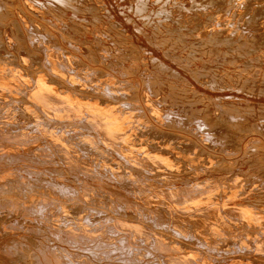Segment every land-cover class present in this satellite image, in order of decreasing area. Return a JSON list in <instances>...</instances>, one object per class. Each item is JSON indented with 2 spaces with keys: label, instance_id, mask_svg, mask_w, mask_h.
Instances as JSON below:
<instances>
[{
  "label": "bare ground",
  "instance_id": "bare-ground-1",
  "mask_svg": "<svg viewBox=\"0 0 264 264\" xmlns=\"http://www.w3.org/2000/svg\"><path fill=\"white\" fill-rule=\"evenodd\" d=\"M102 1L0 0V112L5 116L4 119L0 116V197L13 204L12 208L7 204L10 208L4 210L2 198L0 210L20 212L12 221L2 218V222L0 218V264H17L21 260V264H79L82 258L76 262L77 250L104 260L110 256L120 264H214V261L209 263L211 256L217 262L238 257L244 260L243 263L238 260L240 264H264V109H260L262 114H258L257 122L250 124L247 116L244 117L249 114L246 110L251 109L248 103L241 116L237 104L219 102L214 108L220 112L213 118L217 113L210 116V112L205 115L206 112L191 110L193 101H207L193 89L190 93L196 99L191 101V96L188 102L184 101L189 104V108L185 106L191 116L174 115L178 117L172 119L167 115L168 119L161 121L158 116H166V111L160 113V109L157 115L158 102H151L147 95L159 94L162 103H170L173 97L170 94L175 91L189 93L185 78L167 64L181 65L183 60L163 48L170 40L150 44L161 50L162 57L149 53L144 60L141 47L123 28L131 19L126 15L124 23H118L106 16L107 21H102L101 10L108 11ZM135 1L132 11L147 17L159 13V19L148 24L147 31L141 29L142 25H133L146 41L153 42L152 30H156L158 23L182 39L198 32L202 41L190 46L216 54L219 43L224 45L228 56L234 58L230 63L242 65L238 73L234 71L235 84L247 88V84L255 83L259 91H264V76L259 69L264 64V0ZM147 3H156L158 9L147 12ZM222 5H227L226 9ZM67 11L72 13V18L65 19ZM30 12L39 17L41 13L50 14L48 22L54 33L46 29L47 24L33 20ZM239 15L238 22L248 27L243 40L233 37L238 34L236 31L226 34L223 29L237 21ZM224 17H228L227 24L221 22ZM168 20L178 28L171 30ZM207 20L211 21L209 25L204 24ZM214 24L224 27L211 30ZM102 37H109L116 44L112 57L102 46ZM64 41L74 51L77 48L76 54L80 53L81 57L72 55L74 51L66 49ZM53 45L61 49H51ZM146 64L153 66V70H148ZM247 69L248 76L242 78ZM252 71L255 73L251 74ZM192 72L194 80L199 78L198 73L200 80L207 73L197 69ZM161 74L182 83V87L177 88L169 80L162 81ZM224 75L221 73L220 78L227 74ZM164 83L169 92L162 91ZM215 84L216 80L212 86ZM250 87L252 90L253 86ZM139 94L143 105L136 100ZM193 115L196 121L193 119L195 124L191 127ZM32 120L33 129L27 130L25 126ZM199 128L206 132L198 133ZM56 129H61V133H56ZM253 133H261L262 137H250V152L238 159L242 137ZM79 149L87 153L82 154ZM60 161L66 166L60 167ZM109 162L136 178L124 177L130 182L129 187L135 186L137 200H132V196L126 198L124 192L125 196L116 189L119 186L114 189L111 185L119 177L112 175L113 169L110 173V165L109 173H105L104 164ZM96 164L100 169L95 173ZM201 174L204 178H200ZM63 175L72 176L76 182L67 183L70 179ZM215 183H219L218 187ZM104 191L111 196H108L111 202H122L131 213L124 208V216H112L116 212L110 213L117 205L107 204L108 199L101 200L103 194L97 193ZM107 209V217H98L100 221L94 217V211L102 213ZM21 213L28 216L20 217ZM34 216L45 223H39ZM14 220L22 224L23 233L27 234L17 233L16 229L7 234V225L12 226ZM41 227L57 228L53 234H50L53 228L49 230L48 236L69 250L55 248L54 242L46 246L43 240L34 239ZM142 241L145 245L139 246ZM30 247L33 250L28 256Z\"/></svg>",
  "mask_w": 264,
  "mask_h": 264
},
{
  "label": "rangeland",
  "instance_id": "rangeland-1",
  "mask_svg": "<svg viewBox=\"0 0 264 264\" xmlns=\"http://www.w3.org/2000/svg\"><path fill=\"white\" fill-rule=\"evenodd\" d=\"M20 1V0H19ZM39 1H43V0H39ZM88 1H90V2H93V1H95V0H88ZM103 3H104V5H105V8L106 9H108V11L110 12V15H108V13L106 12H103L102 10H101V12H100V15H101V17H102V21H107V19L108 18H110L111 20H113L114 22H118V23H124L122 20H124V18L126 17V15L131 19L130 20V22H132V23H128V24H125V26H126V28H125V26H123V28L125 29V31H126V33L127 34H130V39H133L136 43H137V45L139 46V47H141V56L143 57V59H144V57H147L148 55H150L149 53H153V56H155V57H157V58H160V57H162V52H161V50H159L158 48H155L154 46H151L150 44H157V43H159V42H163V41H165V40H170V44L169 43H167V47H163L164 49H168L169 51H171L173 54H175L176 56L177 55H179V56H181V59L183 60V62L181 63V65H179V63H177V62H171L170 64L169 63H167L172 69H174V70H177L181 75H182V77L183 78H185V80L187 81L186 83H187V86H189L188 88H189V93H184V92H182V91H175V93L174 94H176V92L178 93V94H176L175 96L176 97H178V98H174V94L172 93V94H170L171 96H173V97H170L171 99V104L170 103H162L161 102V99H160V97L161 96H159V94L158 95H155V94H151V92H150V94L148 93V95H147V98L149 99V100H151V102H155V103H157L158 102V104H157V106L158 107H156L155 106V108H156V111H160V109H161V111H160V113H164L165 111V115L166 116H163V117H165V118H163L162 117V114H160L159 113V111L157 112L158 114L157 115H159L158 116V119H160L159 117H161V121H165V119H168V118H172V119H177V117L176 116H174V115H182V116H184V117H186V115H187V117H188V115H190L191 116V111H190V109H188L189 107L191 108V110L193 109H195L194 111H199V113H205V115L207 114V112H210V116H211V114L213 113V114H215V113H217V114H215L214 116H213V114H212V116H213V118H215V116L216 115H218V112H220L218 109H216V108H214L215 106H216V103H217V105H218V103L219 104H222V105H229V103L230 104H232V105H238V106H240L241 108H240V110H242L241 112H243V113H241L240 112V114H241V116L242 115H244V113H245V107H247V104L246 103H248V105H250L251 106V109H250V107H249V109H250V111L252 110V111H254V112H252V113H255V114H252V113H250V111H249V109H248V111L246 110V112L247 113H249V114H246L244 117H246L247 118V120L249 121V122H247V123H250V124H254L253 122H257V119H258V116L259 115H261L262 113H260V112H262L263 110L262 109H264V91H259V89H258V84H255V83H252L250 86H253V89L251 90V87L249 86V84H247L246 85V87L247 88H244V87H242V85H240V84H238V82L235 84V79H236V74L238 73V71L239 70H241L242 69V65H238V64H231L230 63V60L232 59H234L232 56H228L229 54L226 52V47L224 46V45H222V44H220L219 43V45L217 46V53H218V55H217V53L216 54H213V53H208V52H205V50L204 49H199V48H194L193 46H190L191 44H196L197 42H200V41H202V39H201V37H199L198 36V32H196V33H193L192 35H189V36H186V39H182V36L181 35H175V34H172V33H170L169 32V29L168 28H164V27H162V25H160V23H158V26L157 27H155L154 25V27L156 28V30H152V33L154 34V37L155 38H152L151 40H153V42H150V41H146V39L144 38V36H142L140 33H138L137 31H135L133 28H134V24H138L139 25V27L141 26V29L142 30H144V31H147V27H148V24H149V26L152 24V23H154V21H157L156 19H159V13H157V14H150V16H143L142 14H138L136 11H132L131 10V8H134L133 6H136L135 5V3H136V1L135 0H103L102 1ZM146 6H148V8H147V12H149V11H151V10H153V9H158L157 8V4L156 3H147L146 4ZM225 6V7H224ZM95 7H96V9H98V6L97 5H95ZM226 7H227V5H222V9H226ZM31 13V12H30ZM226 13V12H225ZM28 14V13H27ZM33 14L34 13H31L30 14V17L33 19V20H35V21H40L41 23H43V24H47L46 25V29L48 30V31H51V33L53 34L54 32L50 29V26L49 25H51V23H49L48 22V20L50 19V17H52L50 14L49 15H47V14H43V13H39L41 16V18L38 16V14L36 15V14H34V17H33ZM104 16H103V15ZM32 15V16H31ZM44 15H47V16H44ZM72 16V13L70 12V11H67V13H66V17H65V19L66 18H72L71 16ZM112 15V16H111ZM145 15V14H144ZM106 16H107V19H106ZM139 16H140V18H139ZM142 16V17H141ZM40 18V19H37V18ZM240 17H241V15H239V17H237L236 16V20L237 21H233L234 23H231L230 25H229V27L228 28H223L224 26H220V25H213L210 29L211 30H221L222 28L223 29H225V33L226 34H228V33H231L232 32V30H234V31H236L238 34L236 35V36H233V37H235V38H239V40H243V39H245V36H247L246 35V33H247V28H246V24H240V22H238L239 20H238V18L240 19ZM79 18H81V15H79ZM142 18V19H141ZM41 19H42V21H41ZM43 19H45V21H46V23H45V21H43ZM144 19V21H142ZM149 19H151V21L149 20ZM228 17H224V18H222V20H221V22L223 23V22H225L226 21V24H227V22H228ZM232 19V18H231ZM67 20H69V19H67ZM146 20V21H145ZM145 22V23H144ZM147 22H149V23H147ZM167 23L168 24H170V28H171V30L173 29V28H178V26L177 25H175L174 24V22L173 21H170V20H168L167 21ZM211 23V21H209V20H207L204 24L205 25H209ZM145 24V25H144ZM132 25V26H131ZM134 25V26H133ZM91 26H92V24H91ZM217 26V27H216ZM202 28V27H201ZM198 30V29H197ZM133 31V32H132ZM102 32V31H101ZM137 32V33H136ZM102 33H104V30H103V32ZM106 33H108V34H111V33H109V32H106ZM140 34V35H139ZM103 38V37H102ZM232 38V37H231ZM145 39V40H144ZM103 43H102V46L105 48V50L109 53L110 52V55H111V57H112V54L115 52V50L113 51V48L115 49L116 47L114 46V45H116V44H113L114 43V41H111L110 40V38L109 37H107V39L106 38H103ZM106 43V44H105ZM64 46L66 47V49H68V50H70V51H74V48H70L69 47V43H68V41H64ZM216 44V43H215ZM62 45H63V42H62ZM105 45V46H104ZM169 45V46H168ZM54 46V45H53ZM52 46V47H53ZM113 46V47H112ZM49 48L51 47V46H48ZM51 47V49H56V47L58 48V49H61V48H59V46H54L53 48ZM64 47V48H65ZM80 47V46H79ZM155 49H154V48ZM81 49H83L82 47H80ZM109 48V49H108ZM148 48V49H147ZM153 48V49H152ZM79 49V48H78ZM147 49V50H146ZM75 50L76 51H74V52H71L72 53V55H74V56H76V57H81V55H80V53L79 54H76V52L78 53L79 51L77 50V48H75ZM143 51H144V53H143ZM45 52V51H44ZM215 53V52H214ZM221 53V55H219ZM223 53V54H222ZM224 53H226V54H224ZM144 54V55H143ZM25 55V54H24ZM213 55H214V57H213ZM26 56V55H25ZM216 56V57H215ZM225 56H226V59L228 58V60L229 61H227L226 59H225ZM232 57V58H231ZM31 58V57H30ZM224 58V59H223ZM111 59V58H110ZM215 59V60H214ZM145 60V59H144ZM126 63L125 64H128V62H127V60H124ZM207 62V63H205V65H204V63L203 62ZM211 62V63H210ZM229 62V63H228ZM150 63V62H149ZM209 63V64H208ZM151 65H152V63H150ZM150 64H146L145 65V67L147 66V69L148 70H150V69H152L153 70V66H150ZM201 64L204 66V68L201 66ZM149 65V66H148ZM236 65V66H235ZM142 66H143V64H142ZM238 66V67H237ZM93 67H95V66H93ZM144 67V66H143ZM150 67V68H149ZM180 67V68H179ZM215 67V68H214ZM100 68H102V69H105V70H107V71H109V68H107V67H100ZM142 68V67H141ZM185 70H184V69ZM201 70V71H203V73H205L206 71H207V73H206V75L203 77V78H201V79H203V80H200V73H198L199 74V78L198 79H196V80H194L192 77H193V72H192V70ZM202 68V69H201ZM211 68H214V69H211ZM218 68V69H217ZM237 68V69H236ZM94 69V68H93ZM143 69H145V68H143ZM204 69V70H203ZM217 69V70H216ZM261 71H262V73H263V76H264V64H261V68H259ZM155 70V69H154ZM188 71V73H187V71ZM211 70H212V72H211ZM237 71V73H234V71ZM249 69H247L245 72H244V75H243V77L242 78H244V76L247 74V71H248ZM210 71V72H209ZM226 71V72H225ZM214 72V74H212ZM223 72L225 73V75L227 76H225L224 78H223V76H221V78H220V75H221V73L223 74ZM253 72V73H252ZM251 72V74H254L255 72H256V70H255V72L254 71H252ZM113 73H114V71H113ZM116 73V72H115ZM114 73V74H115ZM192 73V74H191ZM250 73V72H249ZM167 76V75H166ZM211 76H213L214 78L215 77H217L215 80H216V84L214 85V86H212V84H213V82L215 81V80H211ZM231 76V77H230ZM248 75H246L245 77H247ZM130 77H132V78H134L133 76H130ZM219 77V78H218ZM139 79V77H137L136 76V79ZM169 77H165L164 76V74H161V80L163 81V79H164V82L165 81H168L170 84H173V85H175L177 88H181L182 87V83H180V82H178V81H176V80H173L172 78H169ZM230 78V79H229ZM166 79V80H165ZM221 79V80H220ZM175 81V82H174ZM203 82V83H202ZM178 83V84H177ZM234 83V84H233ZM179 85V86H178ZM237 85H239V86H237ZM164 86H165V88L164 89H162V91H165V93L166 92H169V89L167 88V85L164 83ZM212 86V87H211ZM216 87V88H215ZM196 90L198 93V95H199V93L201 94V96L204 98V99H206L207 101L209 100V99H211L212 101L214 100V102H211V103H213L212 105H211V103L208 101H204V100H201V102L200 101H198V103H196V102H192V103H194V106L192 105V107L191 106H189L188 107V105L189 104H187V103H185V102H188L189 100H190V98H192L191 99V101L192 100H195L196 99V96L194 97V94L193 93H190V91L191 90ZM168 90V91H167ZM180 92V93H179ZM182 92V93H181ZM162 94H163V92H161ZM160 93V94H161ZM185 95H184V94ZM161 94V95H162ZM140 95V96H139ZM138 95V97L136 98V100H137V102H139V103H141V105H143L142 103H143V101H142V96H141V94H139ZM154 95H155V97H154ZM181 95V96H180ZM185 96H186V98H185ZM192 96V97H191ZM182 99H181V98ZM189 97V98H188ZM141 98V99H140ZM155 98H159V99H155ZM164 98V97H163ZM174 98V99H173ZM187 99V101L186 100H183V99ZM173 99V100H172ZM175 99H177V100H175ZM218 99V100H217ZM157 100H159V101H157ZM169 100V99H168ZM169 100V101H170ZM181 100V101H180ZM216 100V101H215ZM4 102H6V100H3ZM185 101V102H184ZM190 101V102H191ZM203 101V102H202ZM2 102V101H1ZM161 102V103H160ZM179 103V104H178ZM209 103V104H208ZM240 103V104H239ZM166 104V105H165ZM175 106H174V105ZM185 104H186V106L188 107H186L185 106ZM196 104V105H195ZM246 104V105H245ZM162 105V106H161ZM173 105V106H172ZM185 107H184V106ZM204 105V106H203ZM207 105V106H206ZM208 105H210V108H208L209 106ZM262 106L261 108L259 107V106ZM167 106V107H166ZM184 107L183 108V111L181 110L182 108L181 107ZM206 106V107H205ZM213 106V107H212ZM231 106V105H230ZM252 106H253V108H252ZM142 107H144V106H142ZM161 107V108H160ZM195 107V108H194ZM244 107V108H243ZM158 108V109H157ZM186 108H187V111H188V114L186 113V114H184L185 112H187V111H185L186 110ZM208 108V110L209 111H207L206 109ZM166 109V110H165ZM178 109H180V111H178ZM202 109H203V112H202ZM204 109H205V111H204ZM262 111H261V110ZM258 110V111H257ZM173 112V116L171 115V113ZM190 111V112H189ZM169 112V113H168ZM177 112H179V113H177ZM180 112L182 113L183 112V114H180ZM225 111H223V113H224ZM2 113V111L0 112V116H4V115H2L1 114ZM15 113V112H14ZM156 113V112H155ZM167 113V114H166ZM190 113V114H189ZM260 113V114H259ZM146 115H148V113H145ZM163 114V115H164ZM170 114V115H169ZM220 114V113H219ZM228 116L230 115L231 117H233V115H232V113H226ZM259 114V115H258ZM140 115V114H139ZM138 115V116H139ZM169 117H168V116ZM249 115V116H248ZM250 115H251V119H250ZM255 115V117L254 118H252L253 116ZM11 116H13V118L16 120V115H11ZM15 116V117H14ZM143 116V115H142ZM142 116H139V117H142ZM171 116V117H170ZM229 116V117H230ZM235 116V115H234ZM240 116V115H239ZM257 116V117H256ZM5 117V116H4ZM4 117L3 118H1V119H4ZM168 117V118H167ZM194 117V118H193ZM193 117H190L191 118V121H190V118H189V121H190V124H191V127L195 124L194 123V121H196L195 120V115H193ZM164 119V120H163ZM193 119H194V121H193ZM256 119V120H255ZM19 120V119H18ZM18 120H16V121H18ZM254 120V121H253ZM192 121H193V124H192ZM31 122V121H30ZM23 125V124H22ZM33 126H34V124H33V120H32V122H31V124H29V125H27V126H25V128H27V130H30V129H33ZM51 130H53V129H51ZM200 130V131H199ZM202 128L200 129H198L197 131H198V133H204V132H206V129H204V130H202ZM56 133H61V129L60 130H57L56 129ZM79 131V130H78ZM196 131V132H197ZM211 131H213V129L211 130ZM55 133V134H56ZM259 135L261 134V133H258ZM257 133H253V134H249L248 136L246 135L245 137H242V139H241V146H240V149H239V154H238V159H240V158H242V157H244L245 155H244V153L246 154L247 152H250L249 150H251L250 148H251V143L249 142V138L250 137H253V138H261L262 136V134L259 136ZM57 135V134H56ZM205 137V136H204ZM250 143H248V142ZM248 144H247V143ZM246 144V145H245ZM168 145H170V144H168ZM244 145V146H243ZM248 145H250V146H248ZM246 146H248V147H246ZM243 148H245V151L243 150ZM248 148V149H247ZM247 150V151H246ZM79 151L83 154V153H87L86 151H83V149H79ZM243 153V154H242ZM243 155V156H242ZM242 156V157H241ZM97 158V157H96ZM62 161H60V163H59V165L61 164V166L60 167H64L63 165H65L63 162L61 163ZM99 162V161H98ZM58 165V166H59ZM99 165H100V163H99ZM105 166H104V170H105V173L107 172V173H109L108 172V168H109V165H110V168L109 169H111L110 170V173H111V171L113 172V170H114V172H115V174L114 173H112V175L114 176V177H119L118 179H114L115 180V182H116V180H119V183H118V181L115 183L114 182V180H113V182L111 183V185L114 187V186H119V187H117L116 189H118L121 193L122 192H124V194H126L127 196H128V194H129V196L127 197V196H125L123 193V195L126 197V198H128V199H131V198H133L132 200H137L139 197L137 196L138 194H137V191L136 190H134V188L133 187H135L134 185H130V187H129V185L128 184H130V182H128V180H125V179H128V178H126V177H131V176H129V174H128V171L127 170H125V172H124V170H122L123 168L122 167H114V166H116L115 164H112L111 165V162H109V164H104ZM114 165V166H113ZM66 166V165H65ZM113 166V168H111ZM98 167V168H97ZM105 168H107V169H105ZM121 168V172H122V174L121 175H123V179H122V176L120 175V171H119V169ZM94 169V168H93ZM100 169V166H98V164H96V167H95V169H94V172L96 173V172H98V170ZM113 169V170H112ZM117 169H118V171H117ZM107 170V171H106ZM117 171V172H116ZM127 172V173H126ZM77 173V172H76ZM118 173H119V176H116V174L118 175ZM128 174V176H125L126 174ZM130 173V172H129ZM204 174H201L200 175V178H204V176H203ZM64 176V175H63ZM121 176V177H120ZM69 177V175H67V177H63V178H68ZM124 177H125V179H124ZM131 178H133V176L131 177ZM68 179H70V181H68ZM68 179H66L67 181V183H70L71 182V185H73L72 184V182L73 183H75L76 181H75V179L72 177V176H70ZM120 179H122L123 181H126V183H124L122 180H121V182L123 183H120ZM134 180L136 179V178H133ZM139 180V179H138ZM142 181V180H141ZM91 182H94L92 179H91ZM128 182V183H127ZM229 182V181H228ZM228 182H226L227 184H228ZM110 184V183H109ZM114 184H116V185H114ZM121 184V185H120ZM124 185V186H123ZM128 185V186H127ZM218 185H219V183H215L214 184V186L215 187H218ZM122 187V189H120L121 187ZM132 186V187H131ZM240 186V185H239ZM244 186V185H243ZM249 186V185H248ZM251 186V185H250ZM128 188L127 190H124V188ZM242 187V186H241ZM125 188V189H126ZM131 188V189H130ZM133 188V189H132ZM114 189H115V187H114ZM122 190H124V191H122ZM133 191L132 193L134 194L135 192V195H133L130 191ZM129 192L128 194L126 193V192ZM135 191V192H134ZM103 192V191H102ZM100 194H98L97 193V195H102V196H100L101 198H103V199H101L102 201H106L107 199H108V196H109V198H111V196L110 195H108L107 196V192H105L104 191V193H101V192H99ZM130 193H131V195H130ZM132 196V197H131ZM97 197H99V196H97ZM100 197H99V199H100ZM105 197V198H104ZM131 197V198H130ZM1 199H0V201H1V204H3V199H4V197H0ZM3 198V199H2ZM136 198V199H135ZM98 199V198H97ZM5 200V203H4V207H3V209L4 210H7V209H9L7 206H9V205H7V204H10L11 205V208H12V202H10V200L8 201L6 198L4 199ZM7 201H8V203H7ZM107 202V204H111L112 206H115V205H117L116 206V209L114 210V212H112V213H110L111 215L112 214H114L115 212V214L114 215H112V216H114V217H116L117 215H118V217H121V216H124L125 215V213H124V215H123V213L122 212H124V211H128L129 209H127V208H125V204H123L122 202H121V204L123 205V206H120L121 204H120V202H117L118 204H120V205H118L116 202H111V200H107L106 201ZM116 203V204H115ZM2 206L3 205H1V208H2ZM6 206V207H5ZM118 207V208H117ZM125 208V209H124ZM3 209H1V210H3ZM118 209H120V210H118ZM124 209V211H122ZM0 210V218H1V220H2V222H3V219L4 220H8L9 221V219H10V221H12V219H14V217H16V216H18V214L20 213H16L15 211H11V212H7L6 213V211H1ZM116 210H118V211H116ZM109 212L108 211V209L107 210H105V212H102L101 213V211H98V212H100V214H102V215H98L99 213L98 212H95L94 211V217H96L98 220H99V218L100 219H102V218H105V217H107V214L109 215V213H107V212ZM126 211V212H127ZM5 212V213H4ZM13 213H14V215H13ZM96 213H98V214H96ZM107 213V214H106ZM119 213V214H118ZM128 213H131V210H130V212L128 211ZM11 214V215H10ZM95 214H96V216H95ZM106 214V215H105ZM91 215H92V213H91ZM20 217L22 216V217H27L26 216V214L25 215H23L22 213L19 215ZM40 216V215H39ZM105 216V217H104ZM6 217L8 218V219H6ZM35 217V216H34ZM38 216H36L35 218H37ZM41 218H42V216H40ZM92 217H93V215H92ZM99 217V218H98ZM126 217V216H125ZM3 218V219H2ZM29 218V217H28ZM41 218H37L38 220H36V221H38L39 223L42 221L43 223H45V221L44 220H41ZM127 218H130L128 215H127ZM1 220H0V222H1ZM92 220H94L93 222H95V218H93ZM98 220L96 221V222H98ZM100 221V220H99ZM109 221V223H113L111 220H108ZM14 223H12V226H8L7 225V230H9V231H7V234H9V232H10V230H17V233H21V231H22V233L24 232V230L25 229H23L22 230V224L21 223H16L15 222V220L13 221ZM42 222H41V224H42ZM58 222H60V221H58ZM17 225H16V224ZM149 223V222H148ZM13 224H15L14 226H13ZM18 224H20V225H18ZM35 224V223H34ZM152 224V223H151ZM131 225H132V223H131ZM149 225V224H148ZM41 226V225H40ZM9 227H12V229H9ZM17 227V228H16ZM37 227L38 228H40L38 225H37ZM18 228L20 229L21 228V230H20V232L18 231ZM49 228H53V230H51V229H42V227H41V229L42 230H44V231H46L45 233L47 234H45L44 233V231H43V233L45 234V236L43 237V235L44 234H42V230L41 229H38L39 230V234L37 235L36 233V235H37V237H35V236H33V238L34 239H39V240H43V243L44 242H46L47 243V245H46V243H44L46 246H50V245H48V243L49 244H52L51 242H54L53 243V245H54V247L55 248H59V246H60V248L61 247H63L64 249L66 248L67 250H69V247H67V246H65V244H61L60 245V243H58L57 241H55V239H53L52 238V236H51V238H52V240L50 239V236H48V235H50V234H53V231H54V233L55 232H57L58 231V229L56 228V229H54L55 227H49ZM16 230H15V232H16ZM41 230V231H40ZM49 230H51L52 232L50 233L49 232ZM56 230V231H55ZM12 232V231H11ZM37 233H38V231H36ZM42 235H41V234ZM50 233V234H49ZM23 234H27V233H23ZM46 236H48V237H46ZM46 237V239H44ZM43 238V239H42ZM48 239H50V242L48 241ZM56 242V243H55ZM139 243V242H138ZM142 244H144L145 245V242L144 241H142V243L140 242L138 245L140 246V245H142ZM53 245H51V246H53ZM144 245H142V246H144ZM33 246V245H32ZM34 248V247H33ZM33 250L31 247H30V249H29V251L27 252L28 254V256L30 255L29 253H31V251ZM57 250V249H56ZM85 253V255H83ZM79 254V257L78 256H76V262H80L81 260V262L80 263H82V264H120V263H118V262H116L115 260L116 259H114V258H112V257H108V259L106 258L105 260L103 259V257H97V256H93L92 254H89V252H86V251H79V250H77V255ZM83 255V256H82ZM90 255H92V257H90ZM31 256V255H30ZM78 257V258H77ZM82 259H81V258ZM87 257V258H86ZM109 258H111V259H109ZM211 258H212V260H209V263H211L210 261H214L215 263L214 264H223L224 262H226V264H227V258H223L222 260H219L218 262H217V259L216 258H213L212 256H211ZM230 257H228V259H229ZM233 258H234V261H236L235 263H234V261H233ZM237 258V259H236ZM81 259V260H80ZM93 259L94 260H96V261H93ZM99 259L101 260V261H99ZM121 259V258H120ZM236 259V260H235ZM98 260V261H97ZM106 261V262H104V261ZM226 260V261H225ZM232 260V261H231ZM238 260H241L240 261V263H243L244 262V260L243 259H238V257H232V259L230 258L229 259V264H232V263H234V264H240L239 263V261ZM22 262H23V260H21ZM21 261H19V262H17V264H21ZM88 261L90 262V263H88ZM112 261H114V262H116V263H111ZM221 261H224V262H222L221 263ZM85 262V263H84ZM87 262V263H86ZM96 262H98V263H96ZM109 262V263H108ZM238 262V263H237ZM79 263V264H80ZM213 264V263H212ZM225 264V263H224Z\"/></svg>",
  "mask_w": 264,
  "mask_h": 264
}]
</instances>
